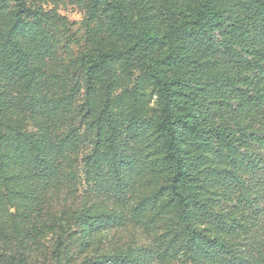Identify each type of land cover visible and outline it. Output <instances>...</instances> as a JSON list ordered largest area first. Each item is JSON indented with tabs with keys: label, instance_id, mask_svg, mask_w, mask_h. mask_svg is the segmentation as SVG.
<instances>
[{
	"label": "trees",
	"instance_id": "1",
	"mask_svg": "<svg viewBox=\"0 0 264 264\" xmlns=\"http://www.w3.org/2000/svg\"><path fill=\"white\" fill-rule=\"evenodd\" d=\"M89 7L98 31L114 36L120 45L132 42L130 50L146 67L130 91L114 97L111 87L121 77L113 69L110 80L100 68L115 67L118 55L99 49L100 60L86 70L87 110L104 124L93 150L97 176L109 179L111 173L118 184L125 181L122 169L131 156L124 151V139L144 136L146 158L158 164L153 173L164 180L146 202L159 206L167 197L183 236L182 255L192 264H199L198 258L208 264L214 258L264 264V241L250 232L255 224L249 225V217L236 204L224 214L216 211L212 200L229 197L219 188L209 192L215 177L220 185L227 180L249 195L264 174V32L256 31L264 29V0H200L192 17L171 20L162 31L152 19L137 27L129 0H90ZM93 36L95 43L104 39L103 34ZM37 40L47 48L49 39L35 25L22 24L20 11L9 13L0 7V169L8 175V184L18 176L34 183L35 194L29 189L19 194L32 212L33 202L38 206L59 194L64 162L73 150L59 130L58 93L45 70L46 54L34 52ZM155 50L159 54L150 56ZM122 71L128 73L125 66ZM154 93L158 113L146 120V104ZM27 118L34 121L36 135L23 129ZM4 197L0 196V226L11 215L5 207L11 198ZM83 217L91 224H104L103 219L96 221L98 216ZM62 230L56 236L58 264H74L70 248L62 250ZM23 237L18 230L0 231V259L5 264H31L35 250L28 247L30 238ZM111 263L136 261L115 254Z\"/></svg>",
	"mask_w": 264,
	"mask_h": 264
},
{
	"label": "rangeland",
	"instance_id": "2",
	"mask_svg": "<svg viewBox=\"0 0 264 264\" xmlns=\"http://www.w3.org/2000/svg\"><path fill=\"white\" fill-rule=\"evenodd\" d=\"M90 0H0V7L9 13L20 11L22 24L35 25L49 39L45 48L39 40L34 42V52L45 55V70L55 81L59 116L56 119L60 132L65 135L66 142L73 148L71 159L65 160V174L57 188L59 194L45 198L39 205L32 203L35 211L23 206L19 194L27 189L31 194L37 188L30 180L16 179L13 185L6 182L8 175L0 169V196L11 198L10 205L5 207L11 215L6 216L0 231L18 230L28 240V247L33 251L31 264H58L57 239L59 229H63L64 246L70 248L74 264H112L115 254L133 257L136 264H192L183 256L181 250V231L177 229L175 213L164 196L159 206L151 205L147 199L164 185L162 177L154 175L159 168L151 162L144 151L145 137L124 139V151L129 163L122 169L125 181L120 184L108 177L97 176L98 163L93 159L96 135L104 132V124L98 114L87 110L86 103V70L93 62L100 60L99 49L107 54L118 55L115 67L106 64L101 72L110 80L113 69L121 77L111 87V96H120L130 91L138 77L144 76L146 67L139 61L136 53L130 50L132 42L120 45L115 37L98 31L96 21L89 17ZM130 13L137 27L152 19L161 24L164 30L171 20L192 17L200 0H129ZM257 32H264L258 27ZM103 34L101 42H94L93 34ZM264 38L261 39L263 41ZM159 50L151 51L150 56L159 54ZM126 67L128 73L122 71ZM148 88H151L148 87ZM150 92V89H147ZM206 96V93L200 94ZM158 98L154 93L149 95L146 104L148 109L146 120L154 118L158 111ZM224 111V107L221 109ZM213 118L218 114L212 113ZM23 129L33 135L37 128L33 120L27 118ZM154 170V171H153ZM264 176V174H263ZM260 176L256 186L250 187L249 195L243 194L242 187H236L226 181L224 185L211 177L213 193L216 188L226 191L228 199L217 197L212 200L216 211L226 213L237 205L240 213L249 217V225L253 235L264 241V177ZM212 196V195H211ZM221 198V199H219ZM37 204V203H36ZM25 207V208H24ZM237 211V216L240 213ZM98 216L104 220L103 225L89 223L83 215ZM209 215L203 216L207 222ZM249 232V233H250ZM247 233V234H249ZM250 240L244 241V243ZM2 243H0V246ZM263 243H261V246ZM27 250L24 252L26 253ZM5 253V252H4ZM19 253L22 250L19 249ZM28 252L26 253L27 256ZM199 264H208L204 258H198ZM64 261V258H61ZM0 259V264H5ZM211 264H231L222 258H214Z\"/></svg>",
	"mask_w": 264,
	"mask_h": 264
}]
</instances>
